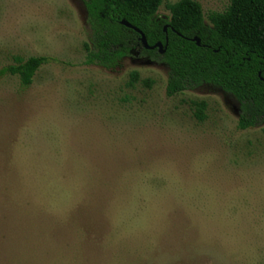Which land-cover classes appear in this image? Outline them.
Segmentation results:
<instances>
[{
  "label": "rangeland",
  "instance_id": "obj_1",
  "mask_svg": "<svg viewBox=\"0 0 264 264\" xmlns=\"http://www.w3.org/2000/svg\"><path fill=\"white\" fill-rule=\"evenodd\" d=\"M92 39L80 0H0V70L50 58L29 87L0 78V264H264V122L240 130L208 87L168 97L139 51L86 65Z\"/></svg>",
  "mask_w": 264,
  "mask_h": 264
},
{
  "label": "trees",
  "instance_id": "obj_2",
  "mask_svg": "<svg viewBox=\"0 0 264 264\" xmlns=\"http://www.w3.org/2000/svg\"><path fill=\"white\" fill-rule=\"evenodd\" d=\"M92 27L93 39L86 45V65L114 70L136 51L168 66L166 95L172 97L188 89L208 87L231 97L238 107V128L247 130L264 122V0H230L222 13H211L206 20L200 3L179 0L168 5L170 16L161 18L163 0H80ZM148 44L163 45L146 50ZM167 30L165 31V27ZM198 38L200 45L193 39ZM50 61L37 56L0 70V78L18 76L22 87H29L37 71ZM139 81L131 74L130 86ZM145 83L150 87L151 80ZM194 116L206 119L207 103L192 101Z\"/></svg>",
  "mask_w": 264,
  "mask_h": 264
},
{
  "label": "water",
  "instance_id": "obj_3",
  "mask_svg": "<svg viewBox=\"0 0 264 264\" xmlns=\"http://www.w3.org/2000/svg\"><path fill=\"white\" fill-rule=\"evenodd\" d=\"M131 28H133L136 32H138V34H139L140 37H141V43H142L143 47H144L146 50H154V49H156V48H159L160 52H161V53H164L165 50L163 49V45H162L161 43H157V44L154 45V46H150V45L148 44V41H147L146 36L144 35V33H143L141 30H139L138 28H136V27H134V26H131ZM164 30H165V31L167 30V26L165 27ZM193 41H195L198 45H200V40H199L198 38L193 39Z\"/></svg>",
  "mask_w": 264,
  "mask_h": 264
}]
</instances>
